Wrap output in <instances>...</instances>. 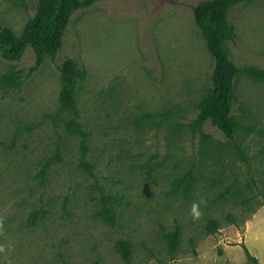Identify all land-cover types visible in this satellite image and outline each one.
<instances>
[{
    "label": "rangeland",
    "instance_id": "1",
    "mask_svg": "<svg viewBox=\"0 0 264 264\" xmlns=\"http://www.w3.org/2000/svg\"><path fill=\"white\" fill-rule=\"evenodd\" d=\"M202 1L95 0L35 70L31 48L18 61L0 48V264H264V81L234 80L233 139L196 123L213 70L192 15ZM38 2L0 0V31L20 35ZM229 22L228 59L264 69V0ZM67 60L84 137L59 102ZM106 198L113 226L97 215Z\"/></svg>",
    "mask_w": 264,
    "mask_h": 264
},
{
    "label": "trees",
    "instance_id": "2",
    "mask_svg": "<svg viewBox=\"0 0 264 264\" xmlns=\"http://www.w3.org/2000/svg\"><path fill=\"white\" fill-rule=\"evenodd\" d=\"M95 0H39L37 12L25 25L20 35L10 29L0 31V48L3 57L9 61H18L27 48H31L35 65L39 67L45 57H53L60 47L61 36L66 29L71 15L93 4ZM249 0H204L193 7L192 15L195 24L201 30L207 49L213 59L211 87L198 105L196 123L210 122L228 139H233L238 124L231 114L234 99V80L245 75L255 81H264V69L238 68L227 57L225 44L234 37V28L229 22V14L235 7ZM79 74L72 61L67 60L61 69L62 87L59 102L72 115L71 130L84 137L79 123V114L74 97L75 84ZM15 75H7L1 79L3 85L19 86ZM115 199L106 198L101 203L97 215L113 226L116 223L114 211ZM207 230L212 232L216 227L210 221ZM179 230L167 235L168 249L177 247ZM117 250L125 262H129L131 249L127 241L119 240ZM248 255V253L246 252Z\"/></svg>",
    "mask_w": 264,
    "mask_h": 264
},
{
    "label": "clouds",
    "instance_id": "3",
    "mask_svg": "<svg viewBox=\"0 0 264 264\" xmlns=\"http://www.w3.org/2000/svg\"><path fill=\"white\" fill-rule=\"evenodd\" d=\"M193 217L194 219L196 220H199L201 219L202 217V213L199 211V204L197 203H193ZM3 231H4V223H3V220L0 219V234H3ZM6 249L3 245H0V253H5Z\"/></svg>",
    "mask_w": 264,
    "mask_h": 264
}]
</instances>
